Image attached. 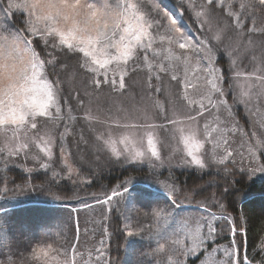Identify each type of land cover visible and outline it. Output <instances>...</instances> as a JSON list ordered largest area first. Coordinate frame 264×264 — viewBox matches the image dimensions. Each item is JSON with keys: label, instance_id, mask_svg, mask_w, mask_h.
I'll return each instance as SVG.
<instances>
[{"label": "snow or ice", "instance_id": "obj_1", "mask_svg": "<svg viewBox=\"0 0 264 264\" xmlns=\"http://www.w3.org/2000/svg\"><path fill=\"white\" fill-rule=\"evenodd\" d=\"M181 5L191 10L195 14V23L198 22L201 28L205 29V31H201V28L197 29L200 32L199 37L185 32L178 19L161 5L160 0H136V2L133 0H113V2L109 0H95V2H89V0H0V125H15L25 130L30 128L35 136V140L28 137L18 146L13 145L7 152L8 157L13 155L19 157L22 152L28 156L33 144L37 141L44 143L39 135L41 128L38 118L47 117L53 121H61L64 119L61 115L63 106L68 105L69 119H73L70 115L72 110L70 100L65 99L63 93L65 85L71 83V80L79 73L84 72L93 77H100L91 79L94 89H99L103 84H109L123 95L128 90L126 66L129 62H133L136 68L140 63H144L163 73L172 68L173 63L177 66L184 64L188 67L194 60L195 79H202L207 88V93L203 94L199 102V108L195 109L196 114L203 117L207 111L208 115H212L204 104V99L219 114L213 121L215 127L205 124L204 140L205 143L211 144L212 148L205 150L203 158L195 155V151L203 148L204 144L199 141L194 142L192 137L184 138L187 156L191 157V160L186 163L194 164L201 169L214 164L229 175L237 164L240 165L239 170L264 173V158L261 156V153H264V115L261 114L260 109L256 110L254 115L257 118L253 121L251 132L245 131L239 127L238 123L232 121V108L226 98L227 93L224 87L225 84L229 88L232 85L226 83L224 69L217 67V60H214V56L220 52V45L225 43L228 33L235 32L237 35H242L246 30L249 44L255 43L252 39L254 34L259 33L264 36V0H203L199 4L188 0L187 5L181 0ZM17 14H19L22 25L12 27L9 21ZM205 17L208 19H204ZM221 17L227 20V23H224ZM213 19L217 23L215 31L207 26ZM249 22L251 27L248 26ZM65 46L68 52L82 54L84 61L81 63L77 58L76 65L66 64L61 58V53L57 51V49H64ZM38 48L40 51H37ZM49 48L51 51H46ZM174 48L180 50L179 54L173 53ZM260 48L264 49V41H261ZM110 49L113 51L109 52ZM138 49L141 51L138 52ZM230 49H233L232 44L226 45L224 52L230 58L237 56L239 49ZM149 55H151V60ZM255 59L253 56V60ZM164 61L173 63L166 68ZM112 62L119 67L118 79L115 69L111 79L109 78V65ZM46 65L50 67L51 74L56 76L55 80L46 78ZM234 65L235 60H232L231 66ZM259 71L261 75L256 77L261 81L259 95L264 97V68ZM236 75L239 77L240 73L237 72ZM155 79L160 80V76L157 75ZM171 79L177 81L179 86L180 81L176 75H172ZM183 85L185 98H187V89L196 87L188 79L187 71ZM149 88H153L151 82H149ZM154 90L161 92L159 87ZM250 96L251 92H243L240 94L241 98L234 99L238 103L246 104L251 103ZM73 99L80 105L85 104L84 98L79 93ZM155 103L159 105V101ZM186 115L189 121H195L196 116L191 113H186ZM86 118H90L87 111ZM144 118L147 119V115ZM229 122L232 123L231 127H229ZM170 123L175 125L177 121L171 120ZM67 130L68 126L65 125V132ZM237 132L240 133V137L237 141H233L232 137ZM52 143L51 139L47 141L48 145ZM148 143L152 145L151 138ZM245 150L247 151V166H244ZM40 151L44 156L40 157L37 154L38 167L51 171V179L62 180L61 173L63 172H67L69 180H72L74 175L80 177L81 170L78 171L77 167L73 166L78 164V161L69 159L63 145H61L63 167L60 172L52 169V149L46 146ZM112 152L120 156L115 148H112ZM142 156L143 153L137 152L131 161H142L138 159ZM152 156L156 157L157 161L160 160V155L155 148L152 149ZM45 157L47 162H45ZM152 165L157 168L159 166L155 163ZM28 171L31 172L32 169ZM129 183L130 179L111 189L104 190L101 195H94L96 205L102 209L105 205H115L127 193ZM162 184L173 203H177L175 182L165 178ZM208 201L211 203L204 209L206 216L198 222L204 223L207 227L205 238L215 239L218 228L223 231L218 224L213 226L210 222L216 218L211 208L223 209L224 213L221 218L225 221L224 226L229 229L233 237H240L241 233L238 231L240 220L233 215H227L228 210L225 204L217 200L215 195L208 197ZM83 204L85 208L93 207L85 201ZM74 211L80 210L74 209ZM164 214L163 211L156 210L154 213L144 214V217L150 220ZM146 227L148 226L142 227L139 223L136 225L125 223L123 230L124 234L130 237L136 233L145 232ZM74 234L76 243L73 244L71 241L67 243L65 256H67L68 249L75 252L77 245L81 243L78 223ZM104 244L105 241L101 239L100 247L93 249L96 253L95 264H112V261L106 258ZM239 247L238 244L237 248ZM169 250L171 251L168 255L169 264H182L181 258L186 257L195 248L188 247L177 239L168 248L165 245L160 248V252L167 253ZM51 251H55L52 244L33 249L32 258L39 260L43 257L47 264ZM215 251L217 249H213V252ZM261 251H264V243L261 245ZM224 254L229 257L227 264H245L247 260L246 257H239L237 251L231 250V243L228 249H224ZM232 257H236V260L233 261ZM8 264H15V262L10 260ZM24 264H28L27 260ZM66 264H76L75 255L72 261H66ZM84 264H90V261L86 260ZM261 264H264V261Z\"/></svg>", "mask_w": 264, "mask_h": 264}, {"label": "rangeland", "instance_id": "obj_2", "mask_svg": "<svg viewBox=\"0 0 264 264\" xmlns=\"http://www.w3.org/2000/svg\"><path fill=\"white\" fill-rule=\"evenodd\" d=\"M186 1L188 3V0ZM89 2H95V0H89ZM109 2H113V0H109ZM133 2H136V0H133ZM193 2L199 4L202 3L203 0H193ZM160 3L178 19L185 32L197 36L183 21L179 10L166 0H160ZM204 19L207 20L208 18L205 17ZM221 19L224 23H227V20L223 17H221ZM9 23L11 24V21H9ZM207 26L211 27L213 31L217 30L216 20L213 19ZM252 39H254L255 43L249 44V37L246 30L242 35H237L233 32L228 33L225 43L220 45L221 48L224 49L226 45L232 44L233 49H239L237 56L230 58L227 55L230 60V71L235 70V68L231 66L232 60H235L234 66L236 67L241 66L243 69H251V78H249V74L244 81H236L237 77L234 76L231 77L230 81L237 99L241 98V93L251 92V103H238L242 108L241 111L235 112L231 107L232 121L238 123L239 127L247 132L253 130V121L257 118L254 115L256 110L260 109L261 114L264 115V97L259 95L261 81L256 79L257 76L261 75L259 70L264 68V49L260 48V43L261 41H264V36L256 33L253 35ZM47 51H51V49L49 48ZM57 51L61 53V58L65 60L66 64L73 66L76 65L75 63H71V61L68 60V57L63 56L68 52L66 46L64 49H57ZM111 51L113 50L110 49L109 52ZM137 51L140 52L141 50L138 49ZM179 51L180 50L178 49H173L174 54H179ZM76 55L82 63L84 61L83 55L79 53H76ZM253 56H255V60H253ZM149 59H152L151 55H149ZM214 60H216V56H214ZM163 63L167 68L168 65L173 62L164 61ZM216 66L219 67L217 64ZM195 67L194 60L190 62L188 67L184 64L177 66L173 63L172 68L161 73L158 72L155 67L150 68L147 64L140 63L139 67L136 68V65L133 62H129L126 66V87L128 90L123 95H121L119 90H114L109 84H103L99 89H94L91 84V79L100 77H93L91 74L81 72L71 80V83L65 85L63 96H65V99L70 100L71 112L82 110L86 113L87 111V113L90 114V118L83 116L78 117L80 127L68 128L67 132H65V122L68 118L65 113H69L68 105L63 106L61 115L64 116V119L61 121H53L47 117L38 118L39 126L41 128L39 135L43 138L44 143L41 144L37 141L33 144L28 156H25L22 152L19 157L15 155H13V157L26 167L34 168L38 166L36 160L37 154L40 157H43L44 154L40 149L47 146L52 149V168L55 171L60 172L61 167H63V160L61 157V145H63L64 151L69 159L78 161V164H74L73 166L77 167L78 171L80 169L81 172H100L109 168V161L118 162L119 164H122L121 162H133L138 164L148 163V161H150L152 162L151 164L155 163L159 165V168L163 167L169 170L176 167L184 169L199 168L194 164L186 163L187 159L188 161L191 160V157L187 156L184 138L192 137L194 142L199 141L201 144H204L203 148L195 151V155L203 158L205 150H210L212 148V145L205 143L204 140L205 124L207 123L215 127L216 125L213 121L219 113L216 109L211 108V106L208 105V101L204 99L203 102L212 115H208V112L206 111L203 117L197 116L195 109L199 108V102L203 98V94L207 93V88L202 79H195L193 71ZM114 69L116 70L118 79L120 74L119 67L115 62H112V64L109 65V78L111 79ZM253 69H256V71H253ZM186 71L188 73V79L192 81L193 85H197L196 87H189L187 89V98H185V88L183 85ZM157 75L160 76V80L158 81L155 79ZM172 75L178 77L180 81L179 86L177 81L171 79ZM45 76L52 80L56 79V76L51 74V69L47 65L45 66ZM61 78H64L63 75ZM149 82L153 85L152 89L149 88ZM156 87L161 89L160 93L154 90ZM73 89L81 90L79 95L84 98V105L78 104L75 99L69 97L68 92ZM156 101H159V105L155 103ZM52 111L53 114H55L54 109H52ZM186 113H191L193 116H196L195 121H189ZM145 115H147V119L144 118ZM225 115H227V113H225ZM166 116L167 119H165ZM221 119H223V117H221ZM171 120H175L177 123L173 125L170 123ZM231 126L232 123L229 122V127ZM28 137L35 140L33 130L30 128L25 130L23 127L17 128L15 125H0V152L7 154L13 145L18 146L20 142H23V140ZM239 137L240 133L237 132L232 139L233 141H237ZM149 138L152 139L151 146L148 143ZM49 139L53 141L51 145L47 144ZM162 143L164 146L173 147L174 150L177 149L181 155L180 159L174 160L173 157L168 159L162 157L159 153ZM234 146H236L235 143ZM112 148H115L116 151L120 153V156L113 153ZM153 148H155L160 155L159 161L156 160V157L154 158V156H152ZM149 149H151L150 154ZM137 152L143 153V156L138 158L142 161H131V158L134 157ZM257 155H259V153ZM261 156L264 158V153H261ZM245 157L244 166H247L248 160L246 150ZM58 158L59 162H57ZM44 159L45 162H47V158L45 157ZM237 160H239V157H237ZM236 168L239 169L240 165L237 164ZM203 170L206 172H209L207 170L220 171V169L214 164L208 165L203 168ZM241 171H245L257 178L264 179V173H252L248 170ZM74 177L76 176L74 175ZM79 178L85 179L84 174L81 173ZM162 181L164 180L149 179L139 183H137V181H130L129 184L131 186L128 188L130 189L129 194L127 195V198H122L126 200L124 202L125 210L123 212L124 224L129 223L136 225L139 223L142 227L148 226L146 227L145 232L136 233L129 237L130 250L128 253V264H169L168 255L171 254V251L169 250L167 253L160 252V248L162 245H165V247L168 248L172 242L177 239L180 240L182 244L195 248V250L189 253L186 257L181 258L182 264H188V259H195L201 250L206 251L210 242L214 243L228 235L232 237L231 241L222 244H215L211 250L206 251V254L198 264H227L229 257L225 256L224 249H228L230 243L231 250L237 251L239 255L237 241L230 234L229 229L224 226L225 221L221 218L222 214L219 216V214L210 209L216 214V218L210 222L213 226L218 224L223 231H220L218 228L215 239L205 238L207 227L204 223L198 222L202 221L206 216L204 211L206 207L195 208L192 204L186 206L188 204L178 200L177 203L174 204L169 197L168 192L163 187ZM211 184L213 185L214 194L218 196L217 189L220 186L217 183ZM147 186L154 187L155 193L148 191L144 192L143 190H146ZM221 189L223 191H229L230 188L227 184L223 183ZM136 191H139L140 194L142 191L147 199L154 198L159 201L154 202V205L140 207L138 201L143 199V197L132 196ZM26 195L30 194L26 193ZM159 195L163 196V198L159 197ZM179 198L187 203L195 204L196 202L197 204H201L203 201V205H210L206 199L194 201V199H190L184 195H179ZM96 208L101 207L98 206ZM93 209L95 208H91L90 210L85 208L84 210L79 211L78 217L81 219L83 216H94L93 214L91 215ZM103 210L107 212L109 211L105 207ZM156 210H161L165 214L150 220L145 219L144 214H151ZM45 214L53 222H62L61 216L58 221L55 219L56 216H59L58 213L47 211ZM66 216H68L69 221L71 222V216L67 214ZM91 221H95V218H91ZM95 222L100 226L99 220ZM88 229H90V226ZM238 231H241L240 228ZM68 234V229L62 230L60 238L61 246L67 247L66 240ZM143 236L146 238H143ZM83 237H85V235L82 232L81 243L78 244L77 251L85 247V243L82 240ZM202 239L203 243H201ZM138 247L144 248V251L141 252L139 256H137ZM213 249H217V251L213 252ZM77 251L73 252V255H78L79 253H77ZM71 253L72 252L69 249L67 256L71 257ZM57 255H59L58 252H55L53 256L48 257L47 264H55L57 259L59 260ZM173 259H175V257H173ZM232 259L235 261L236 257H232ZM40 261L45 262V258L41 257ZM245 262H248V259Z\"/></svg>", "mask_w": 264, "mask_h": 264}, {"label": "trees", "instance_id": "obj_3", "mask_svg": "<svg viewBox=\"0 0 264 264\" xmlns=\"http://www.w3.org/2000/svg\"><path fill=\"white\" fill-rule=\"evenodd\" d=\"M168 1L180 10L183 20L200 36L197 29L201 26L198 22L195 23V16L191 10L182 6L181 0ZM183 3L187 5L186 0H183ZM21 25L22 21L17 14L11 20V26L19 27ZM248 26H251L250 22ZM201 31H205V29L201 28ZM223 50L220 46V52L216 56L217 65L224 69L226 83L231 84V77L236 76L237 72L235 70L230 71V60ZM37 51L40 49L38 48ZM66 54L63 56L68 57L71 63H77L78 56L76 54L69 52ZM224 87L233 110L235 112L241 111L242 108L234 99L236 96L233 86L229 88L225 84ZM77 93H81V90L73 89L68 92L70 98H73ZM78 112L84 113L82 110H78ZM109 162V168L100 172L82 171L85 179L73 176V179L69 180L67 173H61L63 179L55 181L51 179V171L41 169L38 166L28 168L13 156L8 157L6 153L0 152V264H8L10 260L14 261L15 264H24L25 260L28 264H45L43 261L34 260L32 251L57 242L58 240L53 234L56 230L62 232V230L68 229L66 244L69 241L74 243L73 212L65 204L84 207L83 201L92 205L91 208H95L93 211L96 214L93 218L95 221L99 220L100 226L97 222L91 221L90 216H83L81 219L78 217L79 227L88 229L90 226V229L84 233L85 237L82 240L85 247H83L76 264H84L88 258L87 252L93 255L95 253L93 249L100 247L99 241L101 239L105 241L106 258L110 259L112 264H128L130 244L128 236L124 234L123 230V212L126 200L121 198L115 205H105L104 207L109 210L108 212L104 210L98 212L96 207L99 205H96L93 196L101 195L104 190L111 189L129 179L130 181H137V183L148 180L151 174L156 175V173L161 177L165 175L168 180L175 182L178 197L184 195L194 199V201H201L202 199L208 201V197L215 195L211 183H217L220 187L217 189L219 197L215 195L216 199L223 201L228 210L227 215H233L240 220L241 231L239 232L241 236L234 237L237 245H240L239 257H246L251 264H261L264 261V251H261V245L264 243L263 178H257L237 168L229 175L221 170L206 172L181 170V168L176 167L171 170L158 171L144 164ZM29 169L32 171L29 172ZM223 183L228 185L229 191L221 189ZM130 186L128 184V187ZM26 193L30 195H26ZM50 203L55 205L51 206ZM209 203L211 202L208 201ZM195 204L197 203L195 202ZM198 205L210 206L203 205V203ZM211 210L220 216L224 213V210L219 208H211ZM47 211L58 213L59 216H56L55 219L58 221L61 216L62 222H53L46 216ZM66 214L71 216V222ZM143 238L146 237L143 236ZM231 239L232 237L228 235L214 243L210 242L207 250H211L215 244L229 242ZM143 251V247H138L137 256ZM205 254L206 251H201L197 258L189 259L188 264H198ZM95 259L96 255L91 257L90 264H95Z\"/></svg>", "mask_w": 264, "mask_h": 264}, {"label": "crops", "instance_id": "obj_4", "mask_svg": "<svg viewBox=\"0 0 264 264\" xmlns=\"http://www.w3.org/2000/svg\"><path fill=\"white\" fill-rule=\"evenodd\" d=\"M196 86V85H195Z\"/></svg>", "mask_w": 264, "mask_h": 264}]
</instances>
